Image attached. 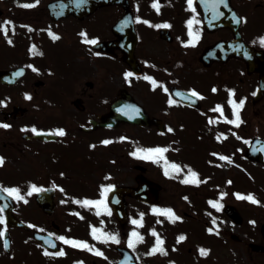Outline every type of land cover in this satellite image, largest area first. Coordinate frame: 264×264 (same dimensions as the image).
I'll return each mask as SVG.
<instances>
[{
  "label": "flooded vegetation",
  "instance_id": "1",
  "mask_svg": "<svg viewBox=\"0 0 264 264\" xmlns=\"http://www.w3.org/2000/svg\"><path fill=\"white\" fill-rule=\"evenodd\" d=\"M226 3L122 0L84 18L53 21L47 11L31 17L36 24L13 14V7L10 13L0 10V70H17L8 83L0 82V124L9 125L0 127V264H131L132 257L133 264H264V144L255 143L252 151L262 159H249L247 151L253 138H264V95L257 94L259 74L239 56L252 46L263 50L264 59V34H257L254 23L264 0ZM175 89L197 95L183 102ZM120 99L138 102L163 124L108 126L101 117ZM241 101L251 104L250 127L229 124L235 139L212 141L228 146L230 163L240 165L232 188L222 186L220 173L202 175L190 166L185 177L171 181L175 196L169 204L161 203L164 190L156 206L130 196L126 189L150 178L151 168L140 145L124 144V129L166 135L202 122L207 135L221 139V125L234 120L233 104ZM247 108L240 109V118ZM191 114L202 118L190 122ZM61 129L64 136L51 134ZM216 161L210 165L218 174ZM33 185L43 191H32ZM13 188L22 199L4 191ZM249 195L258 203L238 198ZM161 209L176 219L167 216L157 237L145 241V211ZM117 210L128 213L122 227ZM158 240L166 254L152 253Z\"/></svg>",
  "mask_w": 264,
  "mask_h": 264
},
{
  "label": "rangeland",
  "instance_id": "2",
  "mask_svg": "<svg viewBox=\"0 0 264 264\" xmlns=\"http://www.w3.org/2000/svg\"><path fill=\"white\" fill-rule=\"evenodd\" d=\"M49 0H38L37 3L34 4L33 7H29L26 10H22L20 13H18V11H16V15H28L27 20H29L30 22L36 24L34 21L31 20V17H37L38 19L41 18L39 17V15H46L47 14V9H46V3ZM30 2V1H29ZM0 9L3 10L4 12H9V6L5 5L3 3V1H1V5H0ZM6 9V10H4ZM14 13V11H13ZM102 13H97L96 16L94 18H97V21L100 23L102 21H104L103 16L101 15ZM45 17V16H44ZM44 19V18H43ZM255 23V29L257 31V34H264V11L259 12L254 20ZM50 54V51H49ZM16 59V55L13 49V60ZM18 61H23L22 59H18ZM17 61V62H18ZM54 61H57L54 60ZM251 104H249L247 111H246V121H247V125L248 127H250V116H251ZM202 117H196V115L191 114L189 117V121L191 122L196 121L198 119H201ZM199 126L200 129H202L203 131H207V128L205 127V124H203L202 122H199V125L197 123H193L190 128L187 129V133L185 134V136L187 137L186 140L188 142L184 143L181 145V147L178 148L179 151H183L185 152V154L183 155L184 159H179V162L176 164L179 168V171H177L176 169L172 168V171L175 174H181L185 177V175L187 174L186 171H188V168L190 166H192L194 168V171H196L199 174H205V175H216L219 176V172L217 174L216 169H214L211 165L210 162H212V153L214 151V149H217L218 147H215L211 144L210 141H205V142H201L203 141L202 139V134H199V129H197ZM127 130L126 132L128 133V131H131L129 129H124ZM117 134L116 130L113 131V136ZM176 134L177 135H183V131L181 129H177L176 130ZM199 134V135H198ZM198 135V137H197ZM131 138L133 141H129L130 144H136L138 143V145L140 146H144V145H153L155 142V139L158 138L157 133H152L148 130L143 131L141 130H132L131 134H130ZM115 137V136H114ZM193 137V138H192ZM173 138V137H171ZM169 139V143L171 142H175L176 140L174 139ZM233 138V137H232ZM160 141H162L163 144H165L167 141L161 139ZM115 149H117V145L115 144L114 147V151ZM146 149H150L148 147H146ZM171 158L174 157V152L170 154ZM169 154H168V158H170ZM118 162V160H117ZM152 164V169L149 172V177L151 179H156V177H159V172L157 171V167L155 166V163H151ZM251 166V165H248ZM231 168V167H230ZM252 168H256L255 166H252ZM221 171L224 176L226 174H229L230 176L234 173H226V167H222L220 168ZM232 171V170H231ZM238 177H236V181H237ZM158 180V179H157ZM218 180L221 182L222 186L225 189L230 188L232 181L233 180H228V179H224L222 178V176L220 175V178H218ZM246 180L245 177L242 178L240 184H242L244 181ZM123 182V181H121ZM126 183H128L127 181H124ZM118 183V182H116ZM97 186H100L102 184V182L97 181L96 182ZM128 184H132V182L129 181ZM239 184V186H241ZM166 187L164 188V191L162 193V204H169L168 201L173 200L174 196H175V187L171 182H166L165 183ZM164 209H161V213H148L145 211V215H149L150 216V223L148 225L146 234H145V241L148 240V238L150 237H155L159 230L164 227L163 223L166 222L164 219L166 218L167 215L163 214ZM157 213V214H156ZM167 220V219H166ZM155 232L156 235H153L152 233Z\"/></svg>",
  "mask_w": 264,
  "mask_h": 264
},
{
  "label": "snow or ice",
  "instance_id": "3",
  "mask_svg": "<svg viewBox=\"0 0 264 264\" xmlns=\"http://www.w3.org/2000/svg\"><path fill=\"white\" fill-rule=\"evenodd\" d=\"M191 2H192V0H189V3H190V4H191ZM218 4H223L225 7H227L226 0H218ZM33 6H34V5H28V4L21 5V7H25V8H29V7H33ZM153 7H157V8H158V5H155V4H154ZM213 19H215V16L213 17ZM191 23H192V22L189 21V28H191ZM237 23H239V21H237ZM161 27H168V25H161ZM3 31H4L5 34H6L7 31H8L7 27H4V28H3ZM189 34L192 35L191 32H190ZM53 39H59V37H57V36H53ZM87 42H88V43H93V44L96 43L95 40H91V41H87ZM261 43L264 44V40H262ZM185 46H188V45H185ZM33 51H35V48H33ZM127 75L130 76L131 73H128ZM145 79H148V80L151 81V78H150V77H145ZM151 82H152L153 84H155V81H151ZM191 95H192V96H196L197 93L192 92ZM28 98L31 99V97H28ZM243 106H244L243 101H241V102L238 103V104H236V103L233 104V107H234V109H235V111H234L235 120H233V121H228L229 123H234L237 127H239V124L242 122V121H240L239 111H240V109L243 108ZM210 122H211V121H210ZM0 127H2V128H8L9 125H7V124H0ZM32 131L35 132L36 135H41V133L36 132L35 129H32ZM169 131H171V129H169ZM51 134H52V135H56V136H64V135H65V132H64V130L61 129V130H57V131H55L54 133H51ZM105 143H110V141H105ZM138 151H145V152H146V156H151V155H153V154H159V155L162 156L163 153L167 151V149L157 148V149H154V150H138ZM141 158H146V157H141ZM220 159H221V160H227L228 158H227V157H223V156H221ZM229 162H230V161H229ZM3 164H4V159H3L2 157H0V166H2ZM171 167H172L173 169H176L177 171H179V168H178L177 165L173 164V165H171ZM189 171H190L191 177L194 179V178L196 177L197 174H196L195 172H191V170H189ZM166 174H167V172H166ZM182 182H183V183H189L190 181H189L188 179H185V180L182 181ZM109 190H110V189L105 188V189H104V192L107 193ZM4 191L9 192V194H11V195H16V198H17V199H22V197L19 196V194H18V190H17V189H14V188H13V189H4ZM32 191H43V189H38V188H36V187L33 185V186H32ZM31 194H32V192H29V193H28V195H31ZM238 198H240V199H247V200H249V201L252 202V203H258V201H256L255 198H254L253 196H251V195H249V196H247V197L240 196V197H238ZM84 203L87 205V204H90V203H92V202H90V201H85ZM95 203H96V204H100V203H102V202H101V201H97V202H95ZM213 207H216L217 209H219L221 206L218 205V204H213ZM0 211H2V209H0ZM163 214H164V215H167L170 219H176V217H175L174 214L171 212V210H167V211H166L165 213H163ZM2 222H3V221H0V223H2ZM133 223H138V222H137V221H133ZM214 223H215V222H214ZM209 231H211V230H209ZM152 234H153V235H156L155 232H153ZM0 235H2V233H0ZM132 235H133V236H137L138 234L135 233V232H133ZM109 238H110L113 242H116V243L119 242L115 236H111V237H109ZM59 239L63 240L64 243H66V244H71L73 247H76V246H81V247H85V248L88 247V245H86V244H80V245H78V242H76V241H70V240H65L63 237H60ZM139 239L142 240V237H139ZM179 239H180V240H183L184 237L181 236ZM162 244H163V241H162V240H158V246H157L156 248H153V249L151 250L152 253H155V252H157V251H160L162 254H166V252H164L163 248L159 247V245H162ZM129 246H130V247L132 246V242H131V241L129 242ZM44 254H45V255H49V253H48L47 251H46ZM96 254H97V255H100L101 253L97 252ZM200 254H201L202 256H207V255H208V251L205 250V249H200ZM58 255H61V256H62V255H64V252H63V251H60V252L58 253Z\"/></svg>",
  "mask_w": 264,
  "mask_h": 264
},
{
  "label": "water",
  "instance_id": "4",
  "mask_svg": "<svg viewBox=\"0 0 264 264\" xmlns=\"http://www.w3.org/2000/svg\"><path fill=\"white\" fill-rule=\"evenodd\" d=\"M108 1L109 0H58L49 4V10L53 18L57 19L69 14L85 17L98 8L109 4ZM7 78H10L9 72L0 73V80H6ZM261 85V87L264 88V77H261ZM113 117L114 120L124 118L116 114H113Z\"/></svg>",
  "mask_w": 264,
  "mask_h": 264
}]
</instances>
